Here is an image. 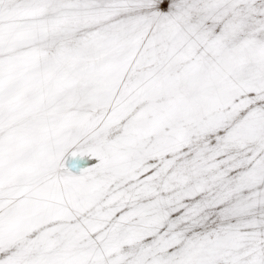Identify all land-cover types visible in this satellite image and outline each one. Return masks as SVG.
Returning a JSON list of instances; mask_svg holds the SVG:
<instances>
[{"label": "snow or ice", "instance_id": "1", "mask_svg": "<svg viewBox=\"0 0 264 264\" xmlns=\"http://www.w3.org/2000/svg\"><path fill=\"white\" fill-rule=\"evenodd\" d=\"M0 264H264V0H0Z\"/></svg>", "mask_w": 264, "mask_h": 264}]
</instances>
